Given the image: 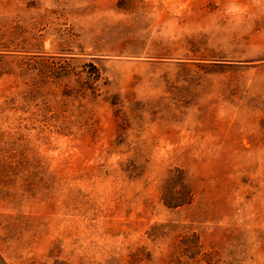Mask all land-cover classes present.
Returning a JSON list of instances; mask_svg holds the SVG:
<instances>
[{
    "label": "rangeland",
    "instance_id": "rangeland-1",
    "mask_svg": "<svg viewBox=\"0 0 264 264\" xmlns=\"http://www.w3.org/2000/svg\"><path fill=\"white\" fill-rule=\"evenodd\" d=\"M0 264H264V0H0Z\"/></svg>",
    "mask_w": 264,
    "mask_h": 264
}]
</instances>
